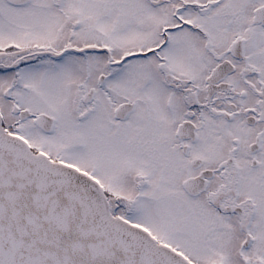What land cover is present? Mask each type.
Here are the masks:
<instances>
[{"label": "snow or ice", "instance_id": "1", "mask_svg": "<svg viewBox=\"0 0 264 264\" xmlns=\"http://www.w3.org/2000/svg\"><path fill=\"white\" fill-rule=\"evenodd\" d=\"M0 264H264V0H0Z\"/></svg>", "mask_w": 264, "mask_h": 264}]
</instances>
